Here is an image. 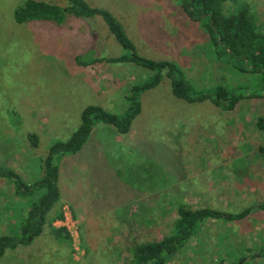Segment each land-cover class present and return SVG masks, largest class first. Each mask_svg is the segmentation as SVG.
Here are the masks:
<instances>
[{
    "label": "rangeland",
    "instance_id": "rangeland-1",
    "mask_svg": "<svg viewBox=\"0 0 264 264\" xmlns=\"http://www.w3.org/2000/svg\"><path fill=\"white\" fill-rule=\"evenodd\" d=\"M34 1L67 6L66 0ZM85 1L114 16L139 56L174 64L192 93L222 87L243 98L231 112L209 100L188 103L173 95L170 79L163 77L141 94V113L130 132L119 134L97 123L78 153L56 158L60 197L68 205L60 200L53 205L33 241L36 247L7 250L0 264H135L126 243L172 233L180 204L233 214L249 208L251 213L241 221L206 220L167 264H264L259 255L264 249V133L255 128L264 111L262 76L238 72L226 57L218 58L202 24L189 20L178 1ZM23 2L0 0V167L31 184L42 176L41 159L50 145L76 130L81 110L96 105L121 115L129 87L148 81L153 72L106 61L128 51L101 17L66 15L61 25L17 24L13 13ZM242 7L264 34V0L222 3L225 14ZM95 23L99 27L93 29ZM93 61L95 73L89 70ZM113 81L112 94H92V85L109 88ZM29 134L37 136L36 147ZM30 203L15 194L11 180L0 177V235H11ZM75 205L90 219L85 226L95 228L93 251L83 243L82 223L71 212ZM65 206L71 208L75 223L68 215V225L75 227L78 250L50 234L49 222L61 226L53 218ZM148 207L147 232H134L129 227L134 208ZM123 229L127 242L117 232Z\"/></svg>",
    "mask_w": 264,
    "mask_h": 264
},
{
    "label": "trees",
    "instance_id": "trees-1",
    "mask_svg": "<svg viewBox=\"0 0 264 264\" xmlns=\"http://www.w3.org/2000/svg\"><path fill=\"white\" fill-rule=\"evenodd\" d=\"M67 6L61 8L41 1L25 0L23 5L14 11L17 24L32 21H50L63 24L66 15L73 17L99 16L107 25L118 44L128 51L126 55L106 59L108 63L134 64L153 72L151 79L130 87L125 96L126 109L121 115L109 113L96 105L86 106L80 113V123L71 137L66 141H55L46 157L41 159L42 176L34 183H25L21 176L10 169L0 167V177L9 179L14 184L15 194L19 197L31 199L26 215L18 221L17 227L11 235H0V257L7 250H15L19 246L27 247L38 238L47 224V215L53 205L59 200L60 193L57 185L58 166L55 160L58 156L78 153L86 144L97 123L112 126L117 133L127 134L132 122L141 113L140 96L145 91L155 88L163 77L170 79L172 93L178 99L188 103H199L209 100L223 111H233L242 100L243 95H236L222 87H216L212 92L195 94L177 75L175 65L166 62H156L139 56L133 43L127 38L123 28L114 16L104 9L91 8L84 0H66ZM180 3L183 12L189 20L202 24L207 37L216 47V55L229 60L230 67L238 72L249 71L259 73L264 81V34L253 23L245 7L236 12L225 14L222 3L236 0H175ZM260 97L253 95L252 97ZM255 128L264 133V111L255 121ZM32 147H36L38 138L34 134L28 135ZM264 210V203L261 205ZM251 210L245 209L239 213L221 212L212 208L189 209L184 204L178 206L173 232L160 240L146 241L139 244L128 243L131 248L135 264H167L194 235L197 227L206 220L226 219L228 221L244 220ZM56 218H63L60 211ZM50 234L58 241L65 242L71 247V238L64 228H56L49 222ZM264 257V249L259 251ZM254 258H240V261Z\"/></svg>",
    "mask_w": 264,
    "mask_h": 264
},
{
    "label": "crops",
    "instance_id": "crops-1",
    "mask_svg": "<svg viewBox=\"0 0 264 264\" xmlns=\"http://www.w3.org/2000/svg\"><path fill=\"white\" fill-rule=\"evenodd\" d=\"M25 1V0H24ZM85 1V0H84ZM85 3L87 4V5H89L86 1H85ZM90 6V5H89ZM91 7V6H90ZM91 8H95V7H91ZM13 18H14V13H13ZM86 18V17H85ZM89 18H92V17H89ZM15 21V20H14ZM69 26H72V22H69L68 23V25H67V27H69ZM95 26V27H94ZM94 26L91 24V27L93 28V29H95L96 27H99V25L98 24H94ZM109 31V30H108ZM110 33V32H109ZM105 34V33H104ZM106 34H108V33H106ZM111 34V33H110ZM112 35V34H111ZM114 38V37H113ZM114 40H115V38H114ZM116 41V40H115ZM106 43H109V40H108V42H106ZM94 64L96 65V62L95 61H93L92 63H91V65H90V67H91V69H89L91 72H93V73H95L96 71H95V66H94ZM73 73V72H72ZM94 76V75H93ZM92 77V76H91ZM109 84H108V86H109V88H106L105 87V85H104V87L101 89V88H99V87H97V86H95V85H92L93 87V91H92V94L93 95H98L100 98H104V97H106L107 95H108V93H110V94H112V92H115V90H113L112 89V87L113 86H117V84L113 81V82H108ZM116 89H117V87H116ZM129 89H130V87H129ZM128 89V90H129ZM128 92V91H127ZM124 102V101H123ZM125 109H126V107H125ZM124 109V110H125ZM142 109V108H141ZM82 111V110H81ZM81 113V112H80ZM137 118V117H136ZM135 123H136V121H135ZM134 123V124H135ZM131 130V129H130ZM93 131H94V129H93ZM92 131V132H93ZM111 131H116V130H111ZM130 132V131H129ZM90 137V136H89ZM128 137V136H127ZM129 137H131V134H129ZM64 157V156H63ZM65 158V157H64ZM59 170V169H58ZM59 172V171H58ZM59 188V187H58ZM59 200H60V204H64V205H68L67 204V201L61 196L60 198H59ZM70 208V207H69ZM71 208H74V209H76V211H73ZM71 212L73 213V215H74V217H76L81 223H82V227H83V234H82V236H83V243L84 242H86V244H87V249H89V252L90 251H93L94 249H95V240L93 239V235H94V233H95V228H90L89 226H85L87 223H89V221H90V219H88L87 218V216L85 215V213H83V211L82 210H80L79 209V206L78 205H75V207H72L71 206ZM134 211H135V213H133L132 215H131V217L132 218H134V219H132L131 221H129V223H130V225H129V227L131 228L132 227V230L134 231V232H147V230H146V228H147V223H148V219H147V217L149 216V207H148V209L147 210H136L135 208H134ZM49 215V214H48ZM52 219V218H51ZM50 219V220H51ZM55 220H58L57 218H56V216L53 218V221H55ZM53 224V223H52ZM116 225V224H115ZM84 226H85V228H84ZM127 231V229H123V230H117V232H119L120 234H121V240L124 242L125 241V238H126V232ZM126 232V233H125ZM122 233H124V235L122 234ZM115 238V237H114ZM113 238V239H114ZM116 243L117 242H115V243H112V244H114V246H116ZM94 244V245H93ZM35 246V242H32L29 246L30 247H32V246ZM127 245V244H126ZM36 247V246H35ZM128 247V246H127ZM31 249H33V247L31 248ZM106 249L108 250L109 249V247L107 246L106 247ZM47 260H45V262H48L49 261V257L48 258H46Z\"/></svg>",
    "mask_w": 264,
    "mask_h": 264
},
{
    "label": "built area",
    "instance_id": "built-area-1",
    "mask_svg": "<svg viewBox=\"0 0 264 264\" xmlns=\"http://www.w3.org/2000/svg\"><path fill=\"white\" fill-rule=\"evenodd\" d=\"M69 208L67 207V206H65V208L63 209V218L61 219V220H58V222L59 223H61V226H59V227H56V226H54V227H56V228H64L65 230H66V232L69 234V236H70V238H71V246H73L72 245V243L74 244V248L76 249V250H78V248L76 247V244H79V238H77V236L76 237H74V234H73V229H75V227L74 226H72L71 228L69 227V225H68V215H69V218H70V220L72 221V219H73V215H72V213L70 212V209L68 210ZM67 213H69V214H67ZM72 223H75L74 221H72ZM80 245V244H79ZM73 248V249H74ZM72 249V248H71Z\"/></svg>",
    "mask_w": 264,
    "mask_h": 264
}]
</instances>
